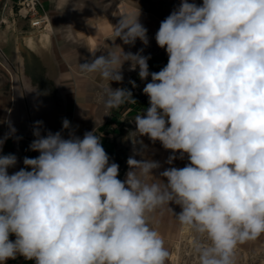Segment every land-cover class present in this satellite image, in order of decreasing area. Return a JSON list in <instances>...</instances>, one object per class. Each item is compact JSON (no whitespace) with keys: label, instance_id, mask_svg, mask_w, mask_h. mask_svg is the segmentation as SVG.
I'll return each instance as SVG.
<instances>
[{"label":"clouds","instance_id":"1","mask_svg":"<svg viewBox=\"0 0 264 264\" xmlns=\"http://www.w3.org/2000/svg\"><path fill=\"white\" fill-rule=\"evenodd\" d=\"M139 17L120 16L116 39L147 46ZM155 40L168 55L158 72L150 73L143 49L121 46L92 52L80 70L109 81L102 97L109 111L136 102L130 90L110 86L123 82L125 63L142 81L151 76L136 132L171 150L167 164L185 156L189 163L156 177L158 161L129 157L122 181L94 130L81 138L65 118L61 131L42 135L36 121L29 149L37 157L9 174L17 157L0 155V264L18 255L35 264H167L170 252L150 217L173 203L196 237L197 264H235L237 247L264 234V0H181ZM4 122L0 146L16 133Z\"/></svg>","mask_w":264,"mask_h":264},{"label":"crops","instance_id":"2","mask_svg":"<svg viewBox=\"0 0 264 264\" xmlns=\"http://www.w3.org/2000/svg\"><path fill=\"white\" fill-rule=\"evenodd\" d=\"M41 1L50 19L49 34L54 30L55 32H93V35H91L98 37L102 34L105 35L110 29L108 28V19L101 8L102 0H99L100 2H97V0ZM165 1L163 0L164 5L169 6V11L159 16L158 27L160 22L167 17L166 14L171 11V0ZM152 2L153 11L146 13L147 15L144 16L149 20L153 18L151 21L154 22L156 19L154 15L155 5L158 1L152 0ZM131 4L135 5L133 2ZM126 5L129 7L128 14H136L139 10L138 6ZM4 10L8 11L10 17H15L12 2H8ZM152 12L154 13L152 14ZM9 22V27H16L15 25L30 27L28 21L20 18H13V22L11 20ZM153 22L150 24L149 21L148 24L153 26L154 30L156 24ZM67 24L69 26L66 30L65 25ZM77 24H82L83 28H79ZM42 32H47V30H39L37 33L41 34ZM49 34H41L46 39L40 40L37 37L35 39L29 37L28 43H25L24 47L18 45L5 46V43H8V34L6 32V34L0 35V52L5 58L8 57L6 53L12 54V59H9V57L8 59L13 67V72H16L12 88L6 82L3 83V87H0V138H4L9 132V126L4 121L10 120L16 129L15 135L6 139L3 145L0 146V149H2L0 155L14 154L17 157V164L14 168L9 169V174L25 167L23 164L25 157L35 158L39 155L38 152L29 149V145L35 139L33 135L34 123L43 121L42 135H45L47 131L53 133L61 131L62 121L65 118L70 121L71 130H74L75 134L81 138L85 132L94 130V133L101 138L105 151H114L124 163H127L129 157L134 158L133 150L141 146L139 160L152 159L158 161L161 165L159 169L153 170L156 177H159L160 173L166 168L173 166L182 168L189 163L185 156L184 159L177 158L174 160L172 165L167 164L168 157L173 155L171 150H166L159 141L153 142L147 136L137 134L132 140L128 139V141L119 137L117 142H112L109 136L113 132L117 133L119 131L118 125L123 121V117L128 115L138 116L144 112L143 110L146 111L149 107L148 97L143 96L140 98L138 92H132L130 85H128L124 88L132 92L135 103L126 102L119 107L120 110L116 108L118 112L111 109L108 113L107 110L95 108V105L91 103V74L83 73L80 70V64L92 59L90 55L91 45H76L74 49L80 56L76 55L77 53H74L73 57L71 55H61L72 49L65 51L64 44L52 43V40L48 38ZM43 41L46 44H42ZM167 57V55L163 57L154 56L152 60H149L150 73L161 70V66L168 61ZM124 69L128 70L129 68H123L122 70ZM68 131H63L65 138H68ZM17 137L20 139H17ZM120 141L123 143L121 147L126 150V159L122 158L118 152L116 144ZM175 155L179 157V153ZM148 182H153V178L149 177ZM159 182L163 183V178H160ZM174 205L173 203L169 206H161L151 214L150 224L162 234L166 233L174 222ZM10 240H15L14 234L10 236ZM5 264H35V261L25 260L24 257L18 255L16 259L5 261Z\"/></svg>","mask_w":264,"mask_h":264},{"label":"rangeland","instance_id":"3","mask_svg":"<svg viewBox=\"0 0 264 264\" xmlns=\"http://www.w3.org/2000/svg\"><path fill=\"white\" fill-rule=\"evenodd\" d=\"M156 7H155V13H154L156 19L155 21L153 18L150 20L144 16L147 15L146 13H149L153 11V4L152 0H102V11L105 12V17H107V23L109 24V31L105 33V35L102 34V36L93 37V32H51L49 34L48 38L52 40V43L54 44H64L65 45V51L72 49L71 51L61 54V55H67L73 57L74 53L76 54L77 51H75V46L79 44H90L92 47L91 50V58L93 59L92 52H96V56L99 57L100 55H107L108 52H119L120 46L123 48L125 52H132L136 53L140 49H143L142 55L144 56H150L151 58L149 60H152L153 57H163L167 55L166 51L162 48H160L155 40V35L159 29L158 27V18L160 15L164 14L165 12L169 11V6L164 5L163 0H156ZM97 2H100L97 0ZM134 3L135 5H132L131 3ZM167 2V0L165 1ZM181 0H171L170 5V12L166 14L167 16L170 15V13L179 6ZM189 2H195L198 5L202 4V0H189ZM126 4H130L134 7H139L140 11V22L144 25L145 28H147V36L149 43L147 46H145L139 39L135 42L134 46L125 45L123 42L115 37L113 33V26L118 22L120 19V16L124 14L129 13V7ZM99 7V6H98ZM151 14V13H150ZM149 14V15H150ZM13 18L10 17L8 11L2 9L0 6V35L2 34H8V43H5V46H22L24 47L25 43H28V38H36L38 40L40 39H46L45 37H42L39 32V30L26 27V26H18L16 27H9L11 20L13 22ZM1 19H5L6 23H1ZM153 22L156 24L155 29L153 30V26H149ZM11 22V23H12ZM65 29H68L69 24L65 25ZM77 26L79 28L82 27L81 25ZM10 28V29H9ZM15 28V29H13ZM83 28V27H82ZM112 28V29H111ZM92 34V35H91ZM42 44H46L45 41L42 42ZM6 55L9 57V59H12V54L6 53ZM76 55L80 56L79 53ZM82 55V53H81ZM168 56V55H167ZM5 58L1 52H0V87H3V83H8V86L12 88V85L14 84V78H16V72H13V67L10 64V60ZM168 58V57H167ZM148 60V61H149ZM168 62V61H167ZM164 63L161 66V69L167 64ZM123 68H129V64L125 63L123 65ZM138 69L136 71H129V70H122L123 73V82L117 83L115 81L110 82V86L115 88H124L125 86L130 85V89L132 92L137 93L140 98L143 96H147L143 93V88L146 83L151 82V76L147 78V80H141L138 76ZM160 71V70H159ZM158 72V71H156ZM17 80V79H16ZM129 81H136V87H133ZM109 81L104 80L101 78L99 73L91 74V103L95 105V108H101L103 110L105 109L103 99H106V96L104 94V89L108 87ZM87 103V102H86ZM130 106V105H127ZM145 107V106H144ZM143 107V108H144ZM145 109V108H144ZM142 114L145 113V110H143ZM109 113L110 111L107 110ZM136 116L128 115L123 117V121L118 125L119 131L113 132L109 138L112 142H117L119 137L120 139L124 140H132L133 137H135L138 133L136 132V124L134 122ZM123 143L120 141L118 144V152L120 153V156L124 159L126 155V150L121 147ZM132 144L135 145V143L132 142ZM141 146L137 149L133 150L134 158L139 160V153L141 150ZM123 159V160H124ZM124 178V177H123ZM174 211H173V219L174 222L171 224V227L168 229V231L164 234L161 233V235L164 238L165 241V247L170 252V258L167 262V264H197V257L194 252V240L196 237L184 230L180 223L178 222L175 214L179 213L181 211V208L178 205H174ZM151 225V224H150ZM151 227L154 228V226L151 225ZM156 229V228H155ZM157 230V229H156ZM235 264H264V234H262L260 237L253 241H248L244 244H241L237 247L235 252Z\"/></svg>","mask_w":264,"mask_h":264},{"label":"built area","instance_id":"4","mask_svg":"<svg viewBox=\"0 0 264 264\" xmlns=\"http://www.w3.org/2000/svg\"><path fill=\"white\" fill-rule=\"evenodd\" d=\"M8 2L13 4L14 16L28 21L31 28L46 30L50 19L41 0H0L2 9L7 6ZM1 23H6V21L1 19Z\"/></svg>","mask_w":264,"mask_h":264},{"label":"trees","instance_id":"5","mask_svg":"<svg viewBox=\"0 0 264 264\" xmlns=\"http://www.w3.org/2000/svg\"><path fill=\"white\" fill-rule=\"evenodd\" d=\"M120 110V108L118 109ZM114 112H118L116 108L113 109ZM110 156V162H115L119 165V179H121L123 181V177L125 175V173L128 171L129 166L127 165V163H124L117 155L116 153L113 151H109L107 152Z\"/></svg>","mask_w":264,"mask_h":264},{"label":"bare ground","instance_id":"6","mask_svg":"<svg viewBox=\"0 0 264 264\" xmlns=\"http://www.w3.org/2000/svg\"><path fill=\"white\" fill-rule=\"evenodd\" d=\"M47 32H42L41 34H49L50 33V24L46 27Z\"/></svg>","mask_w":264,"mask_h":264}]
</instances>
